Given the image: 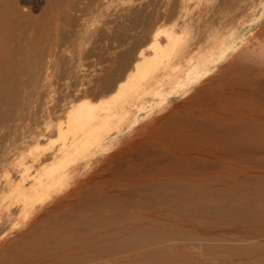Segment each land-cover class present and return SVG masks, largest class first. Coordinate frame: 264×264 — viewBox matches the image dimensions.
Instances as JSON below:
<instances>
[{
	"label": "rangeland",
	"instance_id": "1",
	"mask_svg": "<svg viewBox=\"0 0 264 264\" xmlns=\"http://www.w3.org/2000/svg\"><path fill=\"white\" fill-rule=\"evenodd\" d=\"M84 1V17L78 11L73 13L81 16L79 21L84 20L86 25H75V31L74 26L65 24L66 19L59 21L75 33L69 29L62 36L61 32L55 36L40 32L42 71L48 76L46 73L42 77L33 93L15 103L2 100L5 117L0 123V145L9 148L0 154V161L6 157L12 165L21 157L23 167L33 168L29 150L47 124L52 125V131L42 143L59 144L55 125L64 120L66 107L77 103L72 93V73L80 74L81 83L86 84L81 97L93 101L109 98V93L103 91L109 83L105 85L104 79H99L110 72H121L118 68L113 73L114 64L127 46L111 44H117L118 39L133 40L120 30H103L102 26L108 24L102 25L90 11L99 0ZM112 1L108 0L105 7L110 13L134 0ZM212 1L188 0L197 9L212 7L215 0ZM62 2L55 10L57 14L67 3ZM43 4L36 7L35 13L43 10ZM240 4L233 7L238 10L228 4L230 11L217 18L223 21L215 20L216 34L233 35L223 54L217 47L211 49L216 59L212 63L213 86L216 88L228 79L236 82L224 101L215 95L208 96L212 110L218 113L194 115L199 127L183 145L176 143L180 149L173 142H156V146L147 148L146 143H138L135 151L130 150L128 159L127 153L118 156L112 164L116 167L117 160L123 159L121 168L127 170L130 178L122 171L103 177L94 175L93 181L75 195L71 194L72 182L66 181L42 199L30 201L7 222L5 236L0 234V264H264V1L242 0ZM117 22L122 25L129 20L119 17ZM216 23L223 26L221 30ZM85 32L90 33L89 37ZM178 35L189 38L191 32L179 31ZM88 50L90 53L85 55ZM236 53L246 56L244 63H253L255 67L232 69ZM227 68L231 73L224 71ZM220 71L223 73H217ZM226 72L227 76H222ZM113 75L112 78L116 76ZM205 80L201 77L191 87ZM87 86L94 93L88 94ZM92 89H97L96 93ZM180 96H174L172 103L188 111L189 101L183 102ZM219 100L228 101L231 110L223 113L217 109ZM56 111L58 118L53 116ZM46 114L52 115L48 121L43 120ZM186 115L194 122L193 113L184 112L182 116ZM118 129L119 137L128 135L124 122L110 131ZM93 153L101 157L99 152ZM179 158L187 162L181 160L183 165ZM84 164L78 160L68 167L72 170L77 166L80 174L86 170ZM179 165L185 168L182 170ZM175 169L178 172L173 173ZM4 170L0 162V178Z\"/></svg>",
	"mask_w": 264,
	"mask_h": 264
},
{
	"label": "bare ground",
	"instance_id": "2",
	"mask_svg": "<svg viewBox=\"0 0 264 264\" xmlns=\"http://www.w3.org/2000/svg\"><path fill=\"white\" fill-rule=\"evenodd\" d=\"M241 1L215 0L214 5L212 4L213 8L209 5L210 8L197 9L193 8L188 0H134L128 6L120 9L117 7L114 9V13H110L105 8L108 0H99L95 7L90 8L93 17L99 19L102 25L108 24V27L102 26L103 30L106 29L107 32L113 33L120 30L126 36L129 34L133 42H129L125 38L118 39L115 45L111 44L112 47L125 43L127 46L119 55L116 54L118 59L114 64L116 70L113 69V73L119 69L121 72L117 75L112 74L116 75L114 78L111 77L110 72L109 75L106 74L105 77L99 79H104L105 85L106 82L109 83L105 87L104 82H101L103 88L105 87L103 91L109 93L107 100L93 101L81 97L86 84L81 83L82 80L80 81L78 76L80 74L72 73L70 75L71 80L75 78V82L72 81L75 86L72 93H74L73 96L77 99V103L66 107L64 120L55 125V133L59 139L57 146L42 143L52 131L51 124H47L38 132L40 137L29 150L31 161L34 162L33 168L23 167L21 157L13 161L12 165L6 157L1 158L0 162L5 170L3 178H0V234L5 236L6 224L14 214L23 210L30 201L42 199L50 191L58 189L64 182H72L71 194L75 195L93 181L94 175L103 177L104 174L114 173V171L126 173L127 170L122 169L120 165L123 159L121 162L120 159L117 160L119 165L116 167L112 163L124 153L125 155L127 153L125 159H128L130 150L135 151L133 149H136L135 146L138 143H146L147 148L148 145L156 146V142H173L177 147L178 143L188 141L199 127L195 116L216 115L218 112L212 110V103L207 101L208 96L213 98L215 95L216 98L224 101L225 94L229 89L231 91L235 88L236 82L228 81V79L226 82L217 84L216 88L213 86L215 82L213 66L216 59L211 49L217 47L223 54L226 49L228 50L227 45L231 42L233 35L232 32L226 37L216 34L215 22L221 23L223 20H217V18H223L224 13L230 11V7L234 10L237 8L233 7H240ZM43 2L45 3L42 5L44 6L43 10L40 13H35L36 7ZM61 2L62 0L60 4ZM63 2L67 3L60 14H57L55 10L60 8L58 0H0V123L5 117L1 108L2 100L9 99L15 103L22 96L33 93L42 77L47 73L42 71L44 62L41 58V30L51 36L61 32L62 36L65 31L70 30V27H67L68 30L60 25V20L66 19L65 24L71 25V28L74 26V30L76 26L85 24L84 20H82L83 23L79 21L82 14L84 17L83 11L87 10L85 1L63 0ZM234 10H231V13ZM75 11H78L77 14L81 16L78 17L74 14ZM119 17L128 19L129 22L121 25L117 22ZM222 24L224 25V23ZM216 25L218 24L216 23ZM221 27L223 26H220V30ZM97 28L99 26L95 29ZM71 30L73 31V29ZM184 30L191 32L189 38L178 35L179 31ZM73 32L72 34L75 33ZM89 35L90 33H88V37ZM85 37L87 36L85 35ZM106 41L104 42L107 45L110 40L108 43ZM138 42L141 44L138 45ZM242 47L244 48V46ZM89 53L88 50L85 55ZM217 57L219 58V56ZM245 57L239 53L230 67L236 70L252 67L253 63L252 66L244 63L247 60L243 59ZM212 63L214 64L212 65ZM224 71H228V68ZM224 75L227 76V72L222 76ZM201 77L206 78L207 81L205 80L203 84L192 88L191 86L197 83ZM86 88L89 89L88 94L94 93L88 86ZM97 89L92 90H95L96 93ZM203 92H205L204 95H202ZM177 95L183 97L180 98L183 102L189 101L188 111L190 110V112L180 108L179 104L172 103L173 97ZM222 101L217 102V109L223 113L229 112L231 110L230 103ZM59 109L60 107H58ZM57 112L54 113V118L60 116ZM184 112L185 114L193 113L191 117L194 118V122H191L187 115L183 117ZM51 118V114H46L43 120L48 121ZM121 122H124L128 131V135L122 138L118 135L121 131L120 128L118 131H110L114 127H118ZM8 148L0 145V154L6 153ZM94 151L99 152L101 157L95 156ZM136 152L138 151L136 150ZM179 152L181 153V151ZM140 153L142 152L140 151ZM182 159L179 158L180 161ZM78 160L85 162L83 168L86 170L80 174L76 171L77 166L72 170L68 167L69 164ZM182 161L180 163L184 162ZM188 163L185 164L188 165ZM170 165L176 168L173 164ZM135 172H132L133 175H136ZM175 172L178 170L175 169L173 173ZM179 172L182 171L179 170Z\"/></svg>",
	"mask_w": 264,
	"mask_h": 264
}]
</instances>
